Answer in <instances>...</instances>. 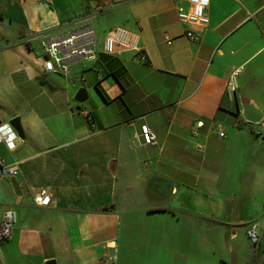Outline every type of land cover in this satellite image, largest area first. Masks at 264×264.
I'll list each match as a JSON object with an SVG mask.
<instances>
[{
  "label": "crops",
  "instance_id": "0c3cea01",
  "mask_svg": "<svg viewBox=\"0 0 264 264\" xmlns=\"http://www.w3.org/2000/svg\"><path fill=\"white\" fill-rule=\"evenodd\" d=\"M178 5L193 9L182 0H0V122L19 117L26 136L11 154L0 151L19 170L0 181V217L16 215L0 264H110L103 260L114 255V264H179L184 254L165 244L163 229L139 241L155 216L220 226L222 264H235L236 253L263 263L264 229L257 246L245 229L264 215V138L240 110L250 101L264 114V0H210L204 25L180 20ZM99 16L134 34L146 61L106 55L102 40L96 60L72 64L64 85L45 74L44 38L89 25L96 41ZM74 85L86 89L85 104L71 103ZM142 124L154 144L141 141ZM42 188L46 207L33 201ZM239 231L247 243L229 247Z\"/></svg>",
  "mask_w": 264,
  "mask_h": 264
},
{
  "label": "built area",
  "instance_id": "2783aa9c",
  "mask_svg": "<svg viewBox=\"0 0 264 264\" xmlns=\"http://www.w3.org/2000/svg\"><path fill=\"white\" fill-rule=\"evenodd\" d=\"M192 6V11H187L183 6L178 5L177 15L182 21H194L201 25L207 23L205 10L210 0H182ZM189 40H196L197 35L191 31L185 33ZM37 36L24 38L20 42L29 43ZM102 51L109 56H118L124 52L133 51L138 53L139 59L146 61L144 55L140 54L137 38L123 29L115 28L109 30L103 39ZM40 66L45 74L60 75L68 77L69 67L75 62H93L96 60V41L92 28L89 25L75 27L68 32L55 33L44 38L41 42ZM237 71L233 72L225 83V95L229 101H233L237 90ZM84 84V82L82 81ZM258 134L264 138V118L258 124ZM140 139L146 145L154 144L155 134L146 124L140 126ZM20 141L17 132L9 122H0V147L14 145ZM19 175L15 164H8L0 154V181L12 180ZM51 193L47 189H40L33 197L34 204L40 207L49 205ZM16 223V215L12 208L5 210L0 217V243L10 241L13 236V228ZM264 229V215L260 220L251 221L245 229V236L252 246L260 243L261 231ZM104 263L114 264L116 255L105 258Z\"/></svg>",
  "mask_w": 264,
  "mask_h": 264
},
{
  "label": "rangeland",
  "instance_id": "374dc122",
  "mask_svg": "<svg viewBox=\"0 0 264 264\" xmlns=\"http://www.w3.org/2000/svg\"><path fill=\"white\" fill-rule=\"evenodd\" d=\"M111 4L112 3H109V5ZM95 23L98 25V29H99V32H97V36H96L97 37L96 42L97 44L100 45V43L104 38L105 33L109 29L115 28L116 26H114V24H110L107 17L105 16L97 17ZM74 71H76V68H74ZM55 78L58 79V81H60L62 85H64L65 77L56 76ZM79 88L80 87L78 85L77 86L74 85L71 88L72 104H75V102H73V98ZM2 93L3 92H0V95H2ZM55 109L58 110L61 109V107H55ZM58 117L61 118L60 116ZM8 119H11L10 115H7V117L3 118V121H9ZM15 149L16 146L14 144L7 147L3 146L0 149V151L1 153L3 152L4 154L9 155L13 151H15ZM154 218L157 219V216H155ZM156 219L153 220L149 218L147 220H143L142 227H139L140 228L139 233L141 238L139 239V241L146 242L148 240L153 242V239H155L156 237L154 235L155 231H158L159 229H163L167 237V239H165V244H172V246H176L179 253L184 254L183 258L180 259L179 264H222L221 259L227 256V249L225 247V245H227L226 244L227 241L225 240L226 232L220 226L214 227V223L209 224L207 221L197 218H195L194 224L191 227L190 225L188 226L183 223H180L178 225H173L169 223L161 224L158 223ZM187 229H193V232ZM209 230L211 231L209 232ZM143 231L146 232L148 238L146 239L143 238V233H144ZM246 243L247 241H245V238L242 235V231H239V235L235 239L234 243L233 244L229 243L228 245L229 247H231V245H235L236 249H240V248L243 249V246H245ZM236 255L238 256L237 253ZM237 256H235L236 257L235 264H243V259ZM241 256H242V252H241ZM228 259H230V256H228Z\"/></svg>",
  "mask_w": 264,
  "mask_h": 264
},
{
  "label": "water",
  "instance_id": "95a60500",
  "mask_svg": "<svg viewBox=\"0 0 264 264\" xmlns=\"http://www.w3.org/2000/svg\"><path fill=\"white\" fill-rule=\"evenodd\" d=\"M113 2H118L121 0H112ZM93 9L96 10L101 6V3L92 4ZM88 99V94L85 88H79L74 96V101L78 104L85 103ZM240 114L243 120L252 125H258L264 118L262 111L255 107L250 101L245 102L242 105ZM10 125L15 129L20 141L26 142L25 132L22 129L20 118L15 117L9 121ZM46 264H55L54 261H48ZM264 264V261L263 263Z\"/></svg>",
  "mask_w": 264,
  "mask_h": 264
}]
</instances>
